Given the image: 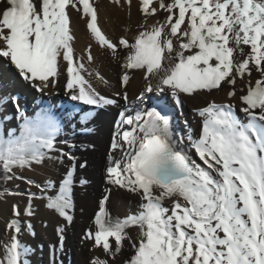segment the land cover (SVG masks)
Wrapping results in <instances>:
<instances>
[{
    "label": "snow or ice",
    "instance_id": "snow-or-ice-1",
    "mask_svg": "<svg viewBox=\"0 0 264 264\" xmlns=\"http://www.w3.org/2000/svg\"><path fill=\"white\" fill-rule=\"evenodd\" d=\"M126 2L131 5V0ZM140 4L145 23L134 42L121 37L116 44L102 33L90 0H0V58L40 92L56 83L62 59L72 101L96 108L116 104L85 78V73H92L84 58H75L68 12L72 8L87 17V29L100 46L114 54L118 47L128 51L122 85L130 82V70L143 71L147 83L137 97L141 103L145 93L155 91L180 105L182 95L211 93L224 86H232L227 93L231 99L237 95V79L257 71L260 78L254 84L249 79L246 92L240 90L243 117L233 103L212 101L195 109L201 129L196 135L189 128L187 139L199 162L179 149L164 109L139 108L133 117L125 115L129 111L125 108L111 143L120 156L109 155L105 181L139 196L141 204L137 212L113 218L105 207L108 189L95 216V231L89 230L86 237L113 262L127 243L133 254L125 264H264V0H157L158 7L153 0H140ZM158 10L168 15L148 26L147 19ZM243 46L250 52L245 53ZM93 59L89 46L87 60ZM95 75L103 80L98 71ZM123 99L128 100L127 92ZM16 107L22 119L19 134L14 129L0 133V176L27 186L14 193L27 197L24 216H34L33 201L41 200L70 224L76 181L87 184L77 169L88 162L80 161L77 145L67 138V150L59 147L62 117L50 108L29 117L18 103ZM77 114L85 127L93 119L88 112ZM7 119L0 116V127H7ZM124 125L130 127L121 130ZM51 169H60V174ZM38 170L47 173L39 182L24 175ZM12 212L16 218L7 225L12 235L3 246L0 264H30L31 249L19 239V205L13 204ZM26 227L31 230V223ZM132 228L139 230L135 237ZM57 233L62 247L64 229ZM91 264L109 260L95 258Z\"/></svg>",
    "mask_w": 264,
    "mask_h": 264
},
{
    "label": "bare ground",
    "instance_id": "bare-ground-1",
    "mask_svg": "<svg viewBox=\"0 0 264 264\" xmlns=\"http://www.w3.org/2000/svg\"><path fill=\"white\" fill-rule=\"evenodd\" d=\"M140 6V0H131L130 6L127 2L121 1L109 5L107 8L103 4L99 5L98 9L95 6L98 13V26L102 33L116 44H118L121 37H125L130 43L134 42L135 37L141 30L140 26L145 23V16L141 12ZM153 6L158 7L157 0H153ZM73 11L72 8L68 9L70 26L75 37L73 42L75 58H84L86 68L92 73V75L85 73V78L89 80L92 87L100 95L117 101L114 105L106 106V109L118 111L123 107H131V109L142 107L146 104V97L162 94L155 91L145 93L143 103L138 101L137 97L144 91L147 83L144 79L143 71L130 70V82L126 86L122 85L120 79L124 72L122 65L125 63L128 51L123 47H118L117 53L114 54L111 50L100 46L87 29V17H84L82 12L77 17ZM164 19L158 10L154 16L147 19V25L150 26L156 21L163 22ZM89 46L94 58L91 63L87 60ZM97 71L103 77V80L97 78L95 75ZM257 79L259 77L253 78L251 80L252 83L254 84ZM66 80V62L61 59L60 75L56 83L40 92L19 77L13 66L8 64L3 58H0V116L8 117L5 121L7 127H0V133L6 134L7 130L14 129L16 134H19L20 127L18 129V126L22 124V119L17 118L16 120L15 118L14 106L16 107L17 103L19 106H24L27 103L30 107L26 108L28 112L25 115L34 117L33 114L38 109V106L48 102L62 106L60 101H64L68 109H73V112L68 111L71 115L66 116L64 125L63 127L61 126L62 131L64 130L67 133L63 132L60 134L59 140L67 138L69 143H75L79 149L76 151L77 157L81 162L84 160L88 162L86 168H79V172L76 173L80 179L86 180L87 184L82 186L79 183V179L76 181L74 208L70 210L73 221L70 224L54 211L46 209L44 206L45 202L41 200L33 201L34 216H24L23 210L27 206V197L14 194L27 190V186L20 180H14L15 183L19 184L14 190L10 189V192L5 193L0 192V194H4L3 198H0V256L3 255L4 244L10 240L12 235V231L8 229L7 225L12 219L16 218L13 216L12 205L17 204L21 210L19 219L22 226L19 239L31 249L28 256L30 264H91L95 258L109 260V264H125V261L133 254L127 243H125L122 252L117 255L113 262L111 257L101 247L94 246V242L86 237V233L89 230L95 231V216L100 210V201L108 194V189H111V192L105 207L113 218L123 219L129 214L137 212L141 200L137 195L106 183L105 170L109 155L116 158L120 156L119 150L113 151L111 149V121L104 113L99 114L94 121H89L86 127L80 124V115L77 113H83L84 110L91 108L88 105H83L81 102L70 99L65 88ZM247 82L248 79H237L235 85L237 95L231 99L228 98L227 93L232 86H224L222 90H213L211 93L201 92L192 96L182 95V104L180 106L182 108L180 111L183 112L181 113L182 116L175 115L179 116L182 121L187 120L188 124H185V122L178 124V127L174 128L171 133L173 139L178 142V147L181 151L198 161V157H196L187 139L189 128L196 135H199L201 129L202 121L196 115L195 109L206 107L212 101L216 103H233L236 106L238 115L244 116L243 113L239 112L241 107L239 96L243 94L240 91L241 89L246 92ZM152 83L155 84L156 81L153 80ZM17 92L23 93V95L21 94V98L15 99L13 102L12 99ZM124 92H127V101L123 99ZM69 120L71 123L68 122ZM96 124L98 126H94ZM123 129L125 127L121 130ZM84 136L86 138L83 140L76 139V137ZM59 147L67 150L66 144L62 145L60 143ZM51 172L60 174V169H51ZM17 174L19 175L20 173ZM46 174L40 170L35 173L24 172L25 176L33 177L38 182ZM31 191L37 192V189L32 188ZM37 194L39 195V193ZM170 203V201L166 202L168 206H170ZM26 221L31 223V230L27 229ZM61 227L64 229V244L62 247L58 246L59 235L57 233V229ZM138 231L137 228H132L130 229V234L135 237L138 235ZM77 236H79L78 241L76 240ZM51 251L54 252L52 259L49 256Z\"/></svg>",
    "mask_w": 264,
    "mask_h": 264
},
{
    "label": "rangeland",
    "instance_id": "rangeland-1",
    "mask_svg": "<svg viewBox=\"0 0 264 264\" xmlns=\"http://www.w3.org/2000/svg\"><path fill=\"white\" fill-rule=\"evenodd\" d=\"M119 1L126 2V0H119ZM90 2L94 5V7L96 6L97 9L99 8V5H102V4L107 8L109 5H112L113 3H117L116 0H90ZM164 2L165 3H171L170 0H164ZM72 10H74L73 12L76 14L77 17H79L80 14H81V12H82V11H77L75 9H72ZM159 12H160V15H161L162 18H165L168 15V13L165 12V11H163V10H159ZM243 48H244V52L245 53L250 52V47L249 46H243ZM236 59H241V57L239 55H237L236 56ZM256 77H259L260 78V74L257 71L253 70L251 77H248L247 74H246L245 77H244V79H248V80L250 79V80H252L253 78H256ZM239 80H241V79H239ZM63 132L65 134L67 133L64 130L62 131V133ZM84 138H86V137L85 136L84 137H76V139H78V140H83ZM58 139H59V137H58ZM64 140H61L62 141L61 142L62 145H65ZM67 141H69V140H67ZM70 143H73V142H70ZM77 172H79V168L77 169ZM18 186H19V184L18 183H15L14 180L13 181L12 180L11 181L5 180V183L2 186H0V192H3V193L10 192L9 191L10 189L14 190L15 187H18ZM27 221L25 222V225L29 223ZM76 240L77 241L79 240V236H77V239ZM45 263H47V261H45Z\"/></svg>",
    "mask_w": 264,
    "mask_h": 264
},
{
    "label": "trees",
    "instance_id": "trees-1",
    "mask_svg": "<svg viewBox=\"0 0 264 264\" xmlns=\"http://www.w3.org/2000/svg\"><path fill=\"white\" fill-rule=\"evenodd\" d=\"M5 183V180L3 179L2 176H0V185H3Z\"/></svg>",
    "mask_w": 264,
    "mask_h": 264
}]
</instances>
